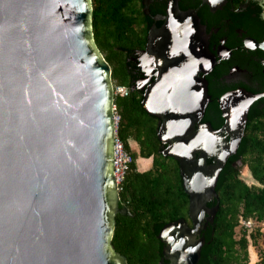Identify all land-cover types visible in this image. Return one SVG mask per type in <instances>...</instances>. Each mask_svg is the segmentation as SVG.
Wrapping results in <instances>:
<instances>
[{"label":"water","instance_id":"obj_1","mask_svg":"<svg viewBox=\"0 0 264 264\" xmlns=\"http://www.w3.org/2000/svg\"><path fill=\"white\" fill-rule=\"evenodd\" d=\"M201 1L214 10L226 0ZM91 17V0H0V264H127L111 244L116 214L130 213L118 205L111 67ZM163 20L142 52L159 78L141 105L160 121L162 156L178 164L191 227L180 218L160 229L159 263L197 264L218 209L207 203L264 90L222 94L223 125L202 122L215 64L205 27L175 0ZM248 42L264 50V39Z\"/></svg>","mask_w":264,"mask_h":264},{"label":"trees","instance_id":"obj_2","mask_svg":"<svg viewBox=\"0 0 264 264\" xmlns=\"http://www.w3.org/2000/svg\"><path fill=\"white\" fill-rule=\"evenodd\" d=\"M141 2L91 0V26L94 43L111 67V81L127 89L125 95L114 97L113 104L120 116L118 136L134 159L119 192V202L128 208L130 216L116 215L111 244L117 253L125 257L127 264H158L163 244L157 235L165 224L186 218L188 196L182 187L177 162L161 154L165 145L157 139L159 120L142 108L141 92L130 90L132 80L140 76V67L135 60L136 50L145 47L148 33V29L142 26ZM162 9L163 6L159 11L162 12ZM241 22L247 35L257 40L262 38L263 19ZM234 62L224 60L205 76L210 102L201 121L210 123L213 129L220 128L224 123L217 100L227 90L237 87L228 86L222 79ZM251 65L253 83H241L240 86L252 93L262 92V66L255 62ZM131 142L138 144L137 153L132 150ZM137 157L143 160L151 157L152 167L147 171H138L135 164ZM207 162L210 163V159ZM238 163L248 168L257 185H247L240 178ZM215 192L217 200L207 203V206L212 208L218 202V209L204 232L205 241L197 264H247V237L242 232L239 238H235V228L240 220L264 219V97L250 106L244 135L236 153L227 159L221 169ZM257 264H264V258Z\"/></svg>","mask_w":264,"mask_h":264},{"label":"flooded vegetation","instance_id":"obj_3","mask_svg":"<svg viewBox=\"0 0 264 264\" xmlns=\"http://www.w3.org/2000/svg\"><path fill=\"white\" fill-rule=\"evenodd\" d=\"M145 2L146 5L144 4V0H142L141 4H139L143 15L142 26L144 28H147L148 30L153 26L160 28L164 22L163 19L165 18L166 15V9L169 0H147ZM175 2L179 11L195 12L201 25L205 27L208 49L215 57V64L213 65L211 70L204 75V78L206 75L210 74V72L213 70V68L216 65L220 64L224 60L236 61L232 63L230 67H228V71L226 74H224L222 79H225V82L228 86L236 85L237 87L231 88L226 92L238 88L245 89L242 86H240L241 83L244 85H251L253 83L252 81L253 78L251 76V70H250V66H252L251 63L255 62L260 66H262L261 73L264 77V50H261L257 47L251 48L252 44L248 42V40L252 39L255 40L257 43H261L264 39V34L262 38L259 40L255 39L250 35H247V32L243 27V22H241V21L249 22L250 19H259V18L264 20L263 18L264 11L262 7V2L255 0H226L223 5L215 8L214 10H211L210 7L201 0H193V1L175 0ZM251 3H255V5ZM161 6H163L162 12L159 11V8H161ZM157 23H160V26H157ZM144 49L145 47L143 49L136 50L135 60L137 61L140 67V76L132 80V85L130 89L131 91H136V90L140 91L142 97L148 85L152 86L159 78L158 70L148 72L144 67L142 60V55H143L142 52ZM207 87H208V82H207ZM207 92H208V88H207ZM119 201L120 198L118 194L119 207L125 206L123 204H120ZM183 219H185L188 225L191 227V221L189 220L188 216L186 215V218ZM209 224L211 223H208L205 229L201 230L199 236L204 237V232L207 230ZM166 263L167 261L163 262V264ZM158 264L160 263L158 262Z\"/></svg>","mask_w":264,"mask_h":264},{"label":"rangeland","instance_id":"obj_4","mask_svg":"<svg viewBox=\"0 0 264 264\" xmlns=\"http://www.w3.org/2000/svg\"><path fill=\"white\" fill-rule=\"evenodd\" d=\"M102 55V54H101ZM103 56V55H102ZM113 85V95L114 97L118 94L116 82L112 81ZM127 91V90H126ZM125 90L122 92L124 94ZM119 95V94H118ZM131 148L135 153L138 152V144L136 142H131ZM136 158L135 164L138 171H147L152 167V158L147 160ZM239 174L240 178L247 185H257V183L252 179L248 168L245 165L239 164ZM245 232L247 237V251L248 259L247 264H257L262 258H264V219L262 221H253L251 227H244L241 224L235 228V238ZM259 233V235H257Z\"/></svg>","mask_w":264,"mask_h":264},{"label":"built area","instance_id":"obj_5","mask_svg":"<svg viewBox=\"0 0 264 264\" xmlns=\"http://www.w3.org/2000/svg\"><path fill=\"white\" fill-rule=\"evenodd\" d=\"M117 93L119 95L126 94V88L123 86H118ZM125 90L124 94L122 92ZM113 120H114V135L112 141V151H113V166L112 172L113 177L115 179L116 190L119 192L122 191V183L125 179V176L130 170V166L133 163L134 159L129 151H127L124 147L122 140L118 136V126L120 122V116L118 115L115 106L113 105ZM240 224L244 227H251L253 221L251 219L248 220H240Z\"/></svg>","mask_w":264,"mask_h":264}]
</instances>
